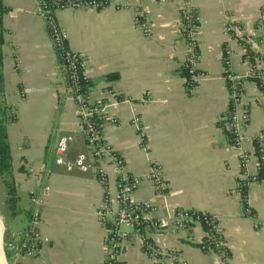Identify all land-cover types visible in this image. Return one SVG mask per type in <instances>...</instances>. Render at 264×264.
<instances>
[{"label": "crops", "instance_id": "1", "mask_svg": "<svg viewBox=\"0 0 264 264\" xmlns=\"http://www.w3.org/2000/svg\"><path fill=\"white\" fill-rule=\"evenodd\" d=\"M3 4L8 8L3 17L5 101L17 117L9 124L8 135L18 206L21 213L38 212L36 242L41 249L37 256L7 253L4 261L105 264L114 215H108L110 222L105 223L98 208L106 192L114 196L119 174L112 162L101 166L91 157L38 1L3 0ZM192 4L202 30L198 68L206 75L193 90L186 83L187 53L180 30L184 0H115L102 9H60L55 17L69 50L81 54L87 63L91 99L108 105V119L102 126L106 142L123 158L127 173L140 178L134 200L156 204L157 217L166 216L167 209L217 216L229 259L200 247L205 238L200 224L190 231L147 228L145 235L163 249L176 250L188 264H264V229L256 230L244 212L246 196L256 217L264 218V181L250 184L242 194L244 178L225 125L230 92L223 65L224 50L229 47L235 52L233 71L244 76V101L249 107L246 133L253 137L264 130V81L251 75L240 43L228 38L223 28L236 17L247 32L254 33L264 0H192ZM137 8L148 20V34L135 22ZM111 118L117 121L108 122ZM71 134L75 141L67 158L85 153L91 165L87 172H67L56 163L59 139ZM247 148L253 150V145ZM152 162L163 168L161 196L148 179ZM251 166L255 171V157ZM101 167L106 172V189L99 177ZM32 191L42 202L32 201ZM5 200L6 196L4 204ZM6 216L0 213L1 241L22 237L31 220L14 229L10 227L14 219ZM120 259L125 264H152L136 236L122 242Z\"/></svg>", "mask_w": 264, "mask_h": 264}, {"label": "built area", "instance_id": "2", "mask_svg": "<svg viewBox=\"0 0 264 264\" xmlns=\"http://www.w3.org/2000/svg\"><path fill=\"white\" fill-rule=\"evenodd\" d=\"M41 15L45 18L49 31L51 33L55 48L61 50L65 41V32L57 23L55 13L57 10L65 8H96L102 9L115 0H56L54 12L48 8L44 0H37ZM163 1V0H162ZM135 22L145 33L150 32V26L146 16L140 9L135 10ZM200 16L192 4V0H184L182 9L180 30L185 39L186 59L184 69L187 74L186 83L189 90L196 88L206 77L205 73L198 68L199 38L202 30L199 27ZM224 34L240 43L243 60L250 67L251 75L258 81H264V6L261 9L258 20L255 22L254 33L247 32L239 23L236 17H233L224 25ZM235 52L226 47L223 56L224 80L228 85L230 92L229 108L227 110L225 125L231 138V143L237 153L243 176V186L245 191L249 190L250 184L259 180L264 181L260 174H264V130L258 132L255 136L249 137L246 128L249 123V107L244 101V76L237 74L232 69V58ZM65 64L63 68L66 72L70 91L75 99L77 110L80 117L81 130L85 134L88 146L91 151V157L94 162L104 165L106 162L115 164L119 174L116 192L114 196L109 192L105 193L103 203L98 208V214L103 222H110L108 215H114L113 226L109 234L108 257L105 264H125L121 261L122 242H125L136 236L140 248L148 257L152 264H188L185 259L180 257L178 252L173 249H163L155 241L148 238L144 230L150 228L155 232L170 230H186L197 224L205 227V238L200 247L204 251L218 254L223 260L229 259V252L226 247L223 229L219 223L218 217L212 214L199 212L196 210H168L164 217L155 216L157 205L150 202H137L133 198L134 191L140 182L137 176H131L126 171L125 161L119 156L113 148L106 142L102 126L108 105L94 102L90 96V88H81V84L89 81L87 75V63L84 57L74 51L65 52ZM149 102L150 99H142ZM117 120L111 118L108 122L115 123ZM138 122V119H135ZM75 141V134L63 135L56 146V163L63 166L67 172L79 170L87 172L91 165L88 156L85 153H79L72 160L67 158L71 144ZM253 145V150L247 148L248 144ZM146 151V155L151 153L147 146L140 143ZM252 157L256 158L257 168L254 171L251 166ZM148 179L154 183L158 195H163L165 191L163 168L160 164L152 162L150 165ZM30 172H33L31 169ZM99 177L107 188L106 172L101 167ZM34 203H40L42 200L37 191L30 193ZM244 196L245 216L253 220V227L256 230L264 229V218H257L253 210L247 203ZM246 202V203H245ZM115 206V210H114ZM39 224L38 212L32 215L29 228L22 237L15 236L14 239L2 245L4 254L26 253L30 256H37L41 253L39 244L36 242L34 228ZM35 236V239H33ZM15 256V255H14Z\"/></svg>", "mask_w": 264, "mask_h": 264}, {"label": "trees", "instance_id": "3", "mask_svg": "<svg viewBox=\"0 0 264 264\" xmlns=\"http://www.w3.org/2000/svg\"><path fill=\"white\" fill-rule=\"evenodd\" d=\"M48 5L51 13L56 8V0H44ZM64 1V0H63ZM8 8L3 4V0H0V178L3 180L7 192H6V206L9 215L13 218L21 210L19 209L18 203L19 198L17 194L15 179H14V168H13V157L11 153V146L9 142L8 126L17 120L15 111L5 101V80H4V34L5 28L3 26V17L7 13ZM67 42H63L61 50H57L59 53V59L62 65L65 64V52L68 51ZM89 82L85 81L81 84V88H88ZM260 177L263 178L264 174L261 173ZM245 188L242 187V194L245 195ZM29 219H32V214L27 212Z\"/></svg>", "mask_w": 264, "mask_h": 264}, {"label": "rangeland", "instance_id": "4", "mask_svg": "<svg viewBox=\"0 0 264 264\" xmlns=\"http://www.w3.org/2000/svg\"><path fill=\"white\" fill-rule=\"evenodd\" d=\"M6 192H7V189H6V186H5V184H4V182H3V180L0 178V213L1 214H4L5 212H6V219L7 220H9V221H12L13 219V221L12 222H10V224H11V228H13L14 227V229L16 228V227H21V225H22V223L24 222H27V219L29 218L28 217V214H27V212H25V213H21V211L18 213V214H16L15 216H16V218H13V216L11 217L10 215H9V212H8V209H7V206H5V204H6V200H5V204H4V198H5V196H6ZM7 205V204H6ZM6 207V208H5ZM5 208V209H4ZM1 228H0V236H1ZM11 238H13L14 239V237L13 236H11ZM8 238L7 239H5L4 241H1V238H0V244L1 243H7L8 241ZM12 240V239H11ZM3 244H1V249H2V245ZM6 255L7 254H5L4 256H5V258H6ZM4 258V257H3Z\"/></svg>", "mask_w": 264, "mask_h": 264}, {"label": "bare ground", "instance_id": "5", "mask_svg": "<svg viewBox=\"0 0 264 264\" xmlns=\"http://www.w3.org/2000/svg\"><path fill=\"white\" fill-rule=\"evenodd\" d=\"M0 228H1V224H0ZM3 257L4 255H3L1 244H0V264H6Z\"/></svg>", "mask_w": 264, "mask_h": 264}, {"label": "water", "instance_id": "6", "mask_svg": "<svg viewBox=\"0 0 264 264\" xmlns=\"http://www.w3.org/2000/svg\"><path fill=\"white\" fill-rule=\"evenodd\" d=\"M33 233H34L35 235L38 234V233H39L38 228H34ZM33 237H34L33 239H35V236H33ZM2 244H3V243H2Z\"/></svg>", "mask_w": 264, "mask_h": 264}]
</instances>
